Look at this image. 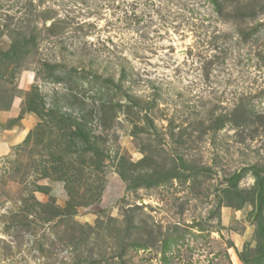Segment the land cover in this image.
I'll return each mask as SVG.
<instances>
[{"label": "rangeland", "instance_id": "rangeland-1", "mask_svg": "<svg viewBox=\"0 0 264 264\" xmlns=\"http://www.w3.org/2000/svg\"><path fill=\"white\" fill-rule=\"evenodd\" d=\"M0 264H264V0H0Z\"/></svg>", "mask_w": 264, "mask_h": 264}, {"label": "trees", "instance_id": "trees-1", "mask_svg": "<svg viewBox=\"0 0 264 264\" xmlns=\"http://www.w3.org/2000/svg\"><path fill=\"white\" fill-rule=\"evenodd\" d=\"M31 111H33V110H31Z\"/></svg>", "mask_w": 264, "mask_h": 264}]
</instances>
